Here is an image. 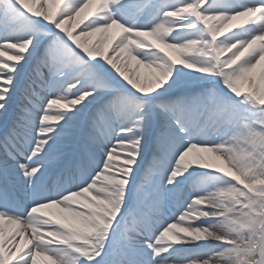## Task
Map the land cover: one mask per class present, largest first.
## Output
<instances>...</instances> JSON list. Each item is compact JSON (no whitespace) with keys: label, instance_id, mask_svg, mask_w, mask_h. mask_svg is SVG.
I'll return each instance as SVG.
<instances>
[{"label":"snow or ice","instance_id":"obj_1","mask_svg":"<svg viewBox=\"0 0 264 264\" xmlns=\"http://www.w3.org/2000/svg\"><path fill=\"white\" fill-rule=\"evenodd\" d=\"M93 2L0 0V264H264V0Z\"/></svg>","mask_w":264,"mask_h":264},{"label":"bare ground","instance_id":"obj_2","mask_svg":"<svg viewBox=\"0 0 264 264\" xmlns=\"http://www.w3.org/2000/svg\"><path fill=\"white\" fill-rule=\"evenodd\" d=\"M97 7V4L95 3V0H94V2L89 6V11H92V10H94L95 8ZM112 32H115L116 30L115 29H113V30H111ZM98 36H99V34H97V36H95V37H92L91 39L93 40V41H95L97 38H98ZM132 64H133V66H135V62L133 61L132 62ZM139 71L141 72V73H147L149 70L147 69V68H145L143 65H141L140 66V68H139Z\"/></svg>","mask_w":264,"mask_h":264},{"label":"rangeland","instance_id":"obj_3","mask_svg":"<svg viewBox=\"0 0 264 264\" xmlns=\"http://www.w3.org/2000/svg\"><path fill=\"white\" fill-rule=\"evenodd\" d=\"M87 12H89V9H85V13H82L81 15H85ZM79 19V18H78ZM177 247H180V246H177Z\"/></svg>","mask_w":264,"mask_h":264}]
</instances>
